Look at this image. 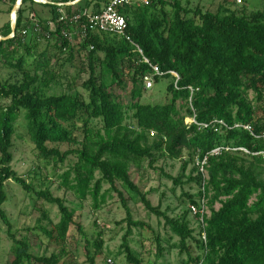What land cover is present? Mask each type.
Instances as JSON below:
<instances>
[{
  "label": "trees",
  "instance_id": "16d2710c",
  "mask_svg": "<svg viewBox=\"0 0 264 264\" xmlns=\"http://www.w3.org/2000/svg\"><path fill=\"white\" fill-rule=\"evenodd\" d=\"M18 1L0 0L6 6L0 7V17L7 16L0 25V68L10 70L0 81V219L12 242L10 264L75 263V256L63 250L48 257L35 254L27 237L16 239L10 232L2 209L7 181L55 205L66 224L76 225L63 199L48 188L36 191L12 169L20 120L43 168L52 165L56 170L70 157L76 159L56 174L59 188L82 202L89 198L94 210L111 192L117 194L126 214L117 224L126 222L127 229L114 257L142 264L130 237L133 228L145 227L133 221L119 184L178 238L166 249L155 235L156 260L176 248L186 256L182 264H264V10H230L227 0L215 12L184 6L180 0H152L148 6L133 0L121 10L125 37L86 29L69 40L62 32L80 30L82 12L98 13L107 0H20L12 31L9 15ZM38 4L48 15H36L39 30L34 32L29 14ZM78 14L82 20L73 21ZM151 66L161 75L153 74ZM170 72L179 77L176 86ZM147 74H153L154 83L170 78L162 100L145 97ZM53 85L61 93L46 95ZM187 118L195 123L185 124ZM216 148L219 152L211 155ZM205 156L206 178L195 166ZM162 160H182L178 175L157 167ZM145 161L172 182V192L197 186V193L183 194L186 202L181 203L197 206L204 199L202 222L189 207L172 217L151 205L130 177ZM188 165L192 169L185 175ZM104 184L109 188L102 191ZM39 229L57 245L65 244L55 231ZM76 230L85 236L79 224ZM85 242L87 261L96 264L103 251L102 232Z\"/></svg>",
  "mask_w": 264,
  "mask_h": 264
},
{
  "label": "rangeland",
  "instance_id": "374dc122",
  "mask_svg": "<svg viewBox=\"0 0 264 264\" xmlns=\"http://www.w3.org/2000/svg\"><path fill=\"white\" fill-rule=\"evenodd\" d=\"M35 1V0H34ZM227 0L226 7L230 10L240 9L243 6L248 11L264 10V0ZM182 5L195 7L200 6L204 10L215 12L219 5H224V0H180ZM6 9V6H0ZM224 7V8H226ZM34 12L36 15L47 17V8L42 5H35ZM7 16L4 14L0 17V25L6 21ZM9 20L14 21V15H9ZM71 71V70H70ZM10 75V70L0 68V81H4ZM170 82V78H162L157 83H153L147 88L145 97L153 98V100H162L166 93V87ZM80 91H82L79 88ZM46 95H59L61 89L57 86H51L45 90ZM17 130V138L13 152L12 169L26 183L32 185L36 190L48 188L53 197L64 200L65 206L74 212V221L76 225H68L60 217L58 208L55 205L38 200L33 192H25L18 184L13 181H7L4 184V190L7 196L6 202L2 205L8 221L10 223V232L16 238L27 237L30 242L33 253L40 256H50L52 253H59L63 250L65 254L72 253L74 264H89L87 261V249L85 248V239L88 241L96 238L99 231L102 232L103 251L100 256L95 259L96 264H128L124 256L114 257L119 250L121 238L127 229L126 222L117 224L125 219V210L121 205L119 198L115 192H111L106 196L104 204L98 209L92 208V202L88 198L86 201H80L76 196L63 188H59V180L56 176L67 169L69 163L73 164L76 159L70 157L63 165H58L53 170L52 165L43 168V161L37 160L33 146L26 141L25 131L20 122ZM181 161L162 160L156 164L162 167L163 172L173 177L177 176ZM39 165V166H38ZM192 165H188L185 175H189ZM35 170L37 174L32 171ZM130 177L140 191L147 193V199L153 207H158L160 212H165L168 216L180 215L189 205L181 203V199L186 202L183 194L195 195L197 186L195 184L185 185L183 187L174 188L170 180L166 179L157 171L149 169L147 162H143L141 169L138 171L132 169ZM194 175V173L192 174ZM43 183H45L43 185ZM102 191L109 188L104 184ZM117 188L122 192L126 199L127 207L130 211L133 221L141 222L145 225L143 228H133L130 237V247L139 255L142 264L154 262L155 264H182L186 260L184 254L179 255L178 249L169 248L160 259L155 258V235H159L163 247L168 249L169 245H176L178 238L164 226V220L149 213L140 203L138 198L132 199L130 193L123 189L119 184ZM187 204V205H186ZM218 208V205L215 206ZM207 212V210H206ZM44 213L47 218H42ZM191 226L196 228V219L189 215ZM79 224L83 229L85 236L79 234L76 226ZM39 227L47 229V231H55V234L63 239V246L47 237ZM196 236V235H195ZM12 242L7 234V226L0 219V264H10L13 260L11 252ZM92 253V249L89 248ZM110 259V260H108Z\"/></svg>",
  "mask_w": 264,
  "mask_h": 264
},
{
  "label": "built area",
  "instance_id": "2783aa9c",
  "mask_svg": "<svg viewBox=\"0 0 264 264\" xmlns=\"http://www.w3.org/2000/svg\"><path fill=\"white\" fill-rule=\"evenodd\" d=\"M37 2H44L41 0H35ZM152 0H140V3L144 6H148L151 3ZM236 2L240 3V0H237ZM133 3V0H107L103 8L100 10V12L95 14H90L88 11L82 12V17H84V23L80 25V30H76L73 33H66L62 32V34L67 37L69 40H71L72 35H77L81 32H85L86 29H92V30H98L101 32L111 33L118 35L120 37H125L126 35V21L124 18V15L121 13L122 8L125 6L131 5ZM62 13V11H60ZM63 14V13H62ZM81 15H75L72 17V20L75 22L81 21ZM64 17V16H63ZM29 18L35 23L34 24V32H37L39 30L38 20L35 13H30ZM15 19V18H14ZM50 27H53L52 24H50ZM137 52L142 55V51L136 46ZM143 61L147 64L148 61L143 57ZM153 70V74L155 75H161V73L158 71L157 67L151 66ZM153 74H147L143 77V83L145 84L146 88H150L153 83ZM170 74L175 78L174 84L176 86V83L179 79L178 75L175 72H170ZM190 95L193 93V89L189 88ZM191 97L189 98L190 101ZM189 123H195L193 118H187L185 120V124ZM221 125L224 126V123L222 121H219ZM247 130H250L249 127H244ZM240 150L244 153L248 154V151L246 149L240 148ZM219 152V149L216 148L211 151V155L216 154ZM262 156H264V152H260ZM207 156L202 158L201 160L196 159L195 160V166L198 167V172L203 175L204 178H206V172L204 166L206 165ZM198 207L195 205H189V209L193 216H197L200 222H202V215L206 211L205 209V200L199 199L197 201ZM203 239H205L203 235Z\"/></svg>",
  "mask_w": 264,
  "mask_h": 264
},
{
  "label": "water",
  "instance_id": "95a60500",
  "mask_svg": "<svg viewBox=\"0 0 264 264\" xmlns=\"http://www.w3.org/2000/svg\"><path fill=\"white\" fill-rule=\"evenodd\" d=\"M77 1H79V0H77ZM76 2H74V3H76ZM19 4H20V0L16 3V5H15L13 11H12V15H13V12L18 8ZM13 25H14V21H12V31H13Z\"/></svg>",
  "mask_w": 264,
  "mask_h": 264
}]
</instances>
